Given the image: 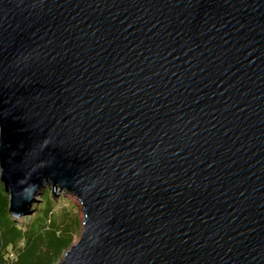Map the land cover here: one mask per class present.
I'll return each mask as SVG.
<instances>
[{
	"label": "water",
	"instance_id": "obj_1",
	"mask_svg": "<svg viewBox=\"0 0 264 264\" xmlns=\"http://www.w3.org/2000/svg\"><path fill=\"white\" fill-rule=\"evenodd\" d=\"M0 181L58 264H264V0H0Z\"/></svg>",
	"mask_w": 264,
	"mask_h": 264
},
{
	"label": "trees",
	"instance_id": "obj_2",
	"mask_svg": "<svg viewBox=\"0 0 264 264\" xmlns=\"http://www.w3.org/2000/svg\"><path fill=\"white\" fill-rule=\"evenodd\" d=\"M52 195L51 188L45 187L41 199L46 198L50 203ZM8 206V194L0 181V264H57L72 241L69 224L53 219L52 214L44 216V211L49 208L44 206L35 216L39 219H33L28 231H22L11 217ZM21 240H25L23 246H17Z\"/></svg>",
	"mask_w": 264,
	"mask_h": 264
},
{
	"label": "rangeland",
	"instance_id": "obj_3",
	"mask_svg": "<svg viewBox=\"0 0 264 264\" xmlns=\"http://www.w3.org/2000/svg\"><path fill=\"white\" fill-rule=\"evenodd\" d=\"M43 190H41V193L36 196V199H37L36 203L34 202L31 205V210H32L31 214L13 217V219L16 221L18 225H20V227L22 228V231H28V227L32 223L33 219L37 218L35 216H37L42 211V208L44 206H47L49 208L44 211L43 215L48 217L49 215L52 214L51 216L53 219L60 221L63 224H66V223L69 224V228L71 230L70 232L72 236V241L69 247L74 245L78 241L80 233L82 231V227H83L82 226L83 212H82V207L79 203V200L77 199L76 196L72 194H69L64 191L55 190L53 192L52 198L49 199L51 200L50 203H47L46 198H44L43 201L41 199ZM37 209H38L37 213L33 215ZM49 220L51 221V218ZM44 230H47V227H45ZM24 241L25 240H21L20 243H17V246H23ZM63 254L61 258L63 257ZM10 257H13V256L10 255Z\"/></svg>",
	"mask_w": 264,
	"mask_h": 264
},
{
	"label": "bare ground",
	"instance_id": "obj_4",
	"mask_svg": "<svg viewBox=\"0 0 264 264\" xmlns=\"http://www.w3.org/2000/svg\"><path fill=\"white\" fill-rule=\"evenodd\" d=\"M46 187H49V186H46Z\"/></svg>",
	"mask_w": 264,
	"mask_h": 264
}]
</instances>
